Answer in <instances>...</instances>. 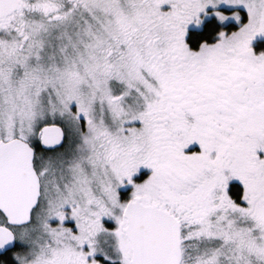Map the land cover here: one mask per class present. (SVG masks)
Masks as SVG:
<instances>
[{"label":"snow or ice","instance_id":"1","mask_svg":"<svg viewBox=\"0 0 264 264\" xmlns=\"http://www.w3.org/2000/svg\"><path fill=\"white\" fill-rule=\"evenodd\" d=\"M0 264H264V0H0Z\"/></svg>","mask_w":264,"mask_h":264}]
</instances>
